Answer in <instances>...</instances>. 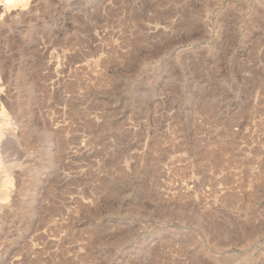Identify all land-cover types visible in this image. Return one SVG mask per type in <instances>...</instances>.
Returning a JSON list of instances; mask_svg holds the SVG:
<instances>
[{
  "label": "rangeland",
  "instance_id": "374dc122",
  "mask_svg": "<svg viewBox=\"0 0 264 264\" xmlns=\"http://www.w3.org/2000/svg\"><path fill=\"white\" fill-rule=\"evenodd\" d=\"M120 1L103 0L100 20L89 31V49H77L92 52L90 64L77 61L73 71L66 62L58 65L61 69L53 66L60 76L58 72V77L44 81V91L36 94L34 123L52 132L63 128L75 137L68 143L70 160L64 158L57 169L63 198L72 197L74 207V262L105 264L109 257L108 264H189L195 252L208 264L221 257L231 258L229 264H246L245 259L264 264V237L247 249L236 238L225 249H216L212 243L219 242L207 231L211 219L244 220L252 208L257 209V219L264 220V3L256 8L255 0H211L212 10L194 17L186 10L197 8L200 0H164L161 5L159 0ZM4 7L0 2V13ZM230 7L243 12L231 14ZM160 10L167 12L154 21ZM63 22L71 20L65 17ZM140 35L143 40L136 42ZM11 68L0 69L5 116L0 166L11 172L14 190L18 163L37 152L28 149L19 158L1 147L24 106ZM66 73L76 87L57 101L55 91ZM206 102L213 104L211 112L203 108ZM70 111L73 120L66 118ZM212 154L220 157L221 165L213 164ZM141 184L150 190L146 193ZM232 192L236 198L230 206L225 198ZM66 208L65 217L60 216L64 222ZM192 210L208 226L180 221L181 215L194 216ZM89 228L106 229L110 238L121 228L124 240L117 247L108 244L100 255L93 248L92 262L84 263L81 256ZM188 236L194 244L181 252L179 241ZM0 246L1 252L8 249ZM8 256L0 264L17 261Z\"/></svg>",
  "mask_w": 264,
  "mask_h": 264
},
{
  "label": "bare ground",
  "instance_id": "6f19581e",
  "mask_svg": "<svg viewBox=\"0 0 264 264\" xmlns=\"http://www.w3.org/2000/svg\"><path fill=\"white\" fill-rule=\"evenodd\" d=\"M93 1L92 0H0V2L4 3L5 6L4 9L2 10L3 13L2 12L0 13L1 14L0 15L1 16L0 17V69L3 66L13 67L11 69L15 70L16 73V76L14 77H16V81H17L16 83H18V87H19V92H20L19 95L21 96L20 102L25 106V108L24 106H22L23 109L21 107V109L23 110L21 111L20 109L21 113L18 112L19 117L15 119L17 121H15L16 124L14 125V128L8 129L7 140L1 144V147L3 150L11 149L12 150V151L10 150L11 154L12 155L15 154L16 156L18 155L17 157L20 156L19 158H21V156H23L25 151H27L28 149L30 150L36 149L35 151L37 152L36 156H34L35 154L32 153L34 154L33 155L34 157L32 158L33 160L32 159L26 160L27 158L26 156V158L22 162L20 161V163H18L21 166L19 167L20 169H18V173L16 174L14 173L16 175L15 177L16 185L14 186L15 187L14 190L11 188V183H12V178L10 176L11 172L9 173L5 167L0 166V241H1L0 245H3V247L5 248L8 247L6 251L4 252L0 251V259L12 254L13 255L12 257H15V259L17 260L15 263L12 264H76L74 262L75 260L72 255L75 249V246L73 245L74 244L73 241L76 238L75 237L76 228L74 223L75 216L73 217V213L71 210L74 209V207L72 208V206L70 205L72 202L70 201L72 200L71 199L72 197L67 200H66L67 197L63 198V192H65V190L64 188L58 185L60 184L59 176H58L60 174H58L59 171H57V169H60L61 163L63 164L62 162L63 159L64 158L69 159V157L72 156L70 155L72 149L68 143L71 138L74 139L75 137L73 135H72L73 137H71L70 136L71 134L69 135L68 134L69 132H67L68 130H65L67 132L65 134L63 128L55 129V131L53 130L52 132L49 129H47L45 125H42L38 122L34 123L33 120H34V116H36L34 107L35 104L37 105L36 103L37 91L38 90L44 91L43 82L46 80L49 81L54 76L58 77L57 74L58 72H60L58 71L59 69L57 70V68L55 69L53 66L60 68L58 65L62 62L63 63L66 62L67 66L69 68H72L71 71H73L76 70L74 69V64H76L77 61L78 62L83 61L82 63L85 62L84 65H89L91 60H93V58L91 57L92 52L90 53L89 50L84 51L80 49L81 51L79 50L77 51L78 48H82V47L88 48V45L90 44V35H91V34L89 35L90 33L89 31L93 29L92 26L94 27V24H97L96 22L100 20V17L102 15L100 9L102 8L103 10L104 7L103 0H98L99 2L97 1L98 3L96 2L95 4H92ZM117 1L120 4L121 1L116 0V2ZM256 1H257V5H255L256 8L258 7V4L261 5L264 3V0H255L254 2ZM162 2L164 3V0H159L158 5H161ZM200 2L201 3L197 8L195 9L191 8L190 10L189 9L186 10L188 16L191 15L194 17H198L202 15L204 12H209L210 10H212L213 6L211 4V0H200ZM106 4L108 5V3ZM120 7L121 6H117V8ZM11 8H13L14 11H9ZM230 8L228 9L229 10L228 12H230L231 14L243 12L241 8L239 9H235L234 7L233 9ZM172 10L173 8H170L169 13ZM166 12L167 11H161V10L156 12L157 15L154 18L156 20L154 21L160 20ZM114 13H115V9L110 12V14H114ZM65 17L71 20L69 24H67V22L63 24ZM133 17L136 20L140 19L139 15L137 16L135 15ZM142 37L140 35L136 39V42H139L140 39L143 40ZM45 58L47 59L46 62L44 60ZM63 65L66 66V64ZM52 68L56 70L55 75H52L53 73L52 74L50 73V71L53 70ZM67 73L65 76L66 80L64 79V83L62 84V86L55 91L57 92L55 94L57 101L62 100L61 98L62 93L65 92L68 94L69 93L72 94L74 88L76 87L75 82L72 79H69L71 77L70 73L68 74L70 76L68 78L69 80H67ZM60 74L61 72L59 73V76ZM60 78H63V76H61ZM17 88L16 91H18ZM203 108L207 112H211L213 108V104L211 102H206ZM73 114L74 113L70 111L68 114L69 116L66 115L65 116L66 118L68 117L70 120H73L74 119L73 117H75ZM3 115H4L3 106H0V120L1 118H3V122L0 121V127L3 126V123L5 122L4 119L5 116L3 117ZM2 128L3 127H1L0 129V138L3 134ZM14 129H17V132H15ZM70 142L72 141L70 140ZM209 157L212 158L213 164L221 165L220 157H218L215 154H212ZM16 158L14 160H16ZM0 165H1V161H0ZM53 168H55L56 171L54 170L55 173L50 174L48 171L49 169H53ZM146 168L147 167H145V169ZM2 172H4L5 174ZM143 179L142 182H144ZM65 184L67 185V183ZM66 185L64 187H67ZM145 185L141 184V187L142 189L145 188V191L147 193L150 189L146 187L147 185L146 186ZM114 196L116 197V195ZM235 198H236V194L232 192L228 195L226 194L225 200L227 201V203H229L228 205H230V202L233 201ZM184 204L186 203L183 202V205ZM255 204L256 203L254 202L253 207H255ZM63 205H67V208H69L67 222L61 221L63 219L60 218V216L62 215L64 216L63 210L66 208V206L64 208ZM181 209L182 211L184 210L182 207ZM186 210L184 211L185 213ZM189 210L190 209H188L187 211ZM170 211L172 210L170 209ZM256 212L257 209L252 208L251 211H249L248 213L246 212L245 215L246 218L244 216L245 218L244 220L241 217H240L241 219L237 217L238 219L233 218L232 220H230L232 218L230 217L229 221L223 222L222 220L217 221L216 220L217 218L214 220L210 218L212 220V221L210 220L211 222L209 223L205 222L204 224L208 223L210 225L208 226L207 224L209 228L207 231L210 233L211 239L213 241L216 240V242L217 241L219 242V243H215V242L212 243L214 244L215 248L225 249L226 247H228V244H231L229 240H233L234 238H236V240L235 239L234 240L235 241L239 240V242L242 243L241 246L246 247L247 249V247H249L251 244L258 241L260 238L264 237V220L257 219ZM182 213L183 212H181V214ZM244 214L245 212L243 213V215ZM197 215L200 214L198 213ZM58 216L59 218H57ZM205 216L206 215H203V217ZM179 217H180L179 219H181L180 220L181 222L185 223L186 220L187 221L196 220L195 224L199 226L200 225L199 223H201V226L204 227V224L203 222H201L202 220L200 219L201 216H196L195 213L194 216L181 215ZM230 225H232V227H230ZM89 229L90 230L87 232H89L91 235L89 236L88 233V237L85 238L86 245H84V249L81 248L83 249L81 259L83 257L84 263L92 262L91 255L93 248L94 249L96 248L95 252L98 253L97 255H100L101 253L105 252V250L103 249H105L108 244H110V246L112 247H117L118 245H120L121 241L124 240V236L123 235L121 236V228L116 230L117 232L114 233L111 238L104 232L106 231L105 228H104L105 230H103V228H93V229L89 228ZM25 232H27V235H24ZM23 236H25V238L22 240ZM129 237H130V233H129ZM224 237H227L226 242L223 241L225 240ZM193 242L194 239L192 236L184 237L182 240H180L179 247L181 252L184 251L189 246H191L192 244H194ZM16 244H18L19 246L17 247ZM107 249L108 248H106V250ZM198 250L201 251L200 248H198ZM192 253L194 254L191 255L190 257L191 261L189 264H208L202 259L203 257L199 258L198 254H195V252ZM262 254L261 255L264 256V253ZM230 259L228 258L223 259L222 257L216 258L213 260V263L212 262L211 263L229 264ZM245 260H246V264H253V262L255 261L249 259H245ZM103 261L105 264H108L107 262H109V257H106Z\"/></svg>",
  "mask_w": 264,
  "mask_h": 264
}]
</instances>
